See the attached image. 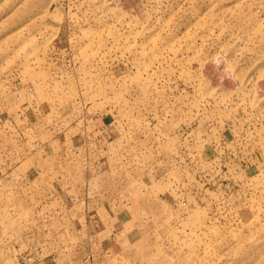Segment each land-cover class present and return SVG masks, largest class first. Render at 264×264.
<instances>
[{"label":"rangeland","instance_id":"1","mask_svg":"<svg viewBox=\"0 0 264 264\" xmlns=\"http://www.w3.org/2000/svg\"><path fill=\"white\" fill-rule=\"evenodd\" d=\"M0 264H264V0H0Z\"/></svg>","mask_w":264,"mask_h":264},{"label":"crops","instance_id":"2","mask_svg":"<svg viewBox=\"0 0 264 264\" xmlns=\"http://www.w3.org/2000/svg\"><path fill=\"white\" fill-rule=\"evenodd\" d=\"M107 124H105V126H106Z\"/></svg>","mask_w":264,"mask_h":264}]
</instances>
